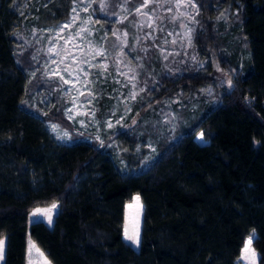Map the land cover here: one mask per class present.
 Instances as JSON below:
<instances>
[{
    "label": "trees",
    "instance_id": "trees-1",
    "mask_svg": "<svg viewBox=\"0 0 264 264\" xmlns=\"http://www.w3.org/2000/svg\"><path fill=\"white\" fill-rule=\"evenodd\" d=\"M73 1L33 0L23 8L24 0H0L2 264L27 263L28 237L50 264H238L252 237L258 264H264V0H193L187 55L194 59L180 51L165 62L156 47L160 34L150 39L149 29L138 25L134 9L143 0L92 3L103 27L126 32L123 49L146 87L132 106L136 125L108 134L122 148L118 156L92 133L76 131L64 113V84L48 74L46 53L33 36L66 22ZM121 8L128 14L115 22ZM245 52L249 57L238 70ZM207 86L216 103L201 99L202 116L191 128L159 136L144 131L141 119L150 106L156 110ZM95 89L100 117L110 100L100 82ZM45 123L67 131L71 144H58ZM197 133L205 145L194 141ZM152 137L157 157L147 163L145 143ZM136 195L143 208L133 249L123 239V223ZM52 204L51 226L30 223L36 207Z\"/></svg>",
    "mask_w": 264,
    "mask_h": 264
},
{
    "label": "rangeland",
    "instance_id": "rangeland-1",
    "mask_svg": "<svg viewBox=\"0 0 264 264\" xmlns=\"http://www.w3.org/2000/svg\"><path fill=\"white\" fill-rule=\"evenodd\" d=\"M32 1L24 0L22 7H27V3ZM94 1L74 0L66 22H61L55 27L38 30L33 36L41 42L46 53L47 60L44 65L48 74L56 76L64 84L63 93L66 102H68L64 113L75 126L76 131L92 133L99 144L107 142L106 147L118 156L122 148L119 146L118 140L113 138L108 141V134L114 132L118 136L127 128L136 125L137 119L132 115V106L146 87L138 84L136 63L123 49L127 43L126 32L114 27L110 29L103 27V22L95 18L92 7ZM192 2L195 3L193 0ZM196 12L197 5L192 7L188 0H150L146 6L145 0H143L142 4L134 9L135 15L139 17L138 25L149 29L146 34L148 38L154 40L157 34H160L156 47L164 62L171 57L175 58L180 51L183 52L184 58L188 57L189 61H193V56L187 55V51L193 41ZM127 14L128 12L121 8L119 13L114 16L115 22L125 19ZM65 25L68 26L65 27ZM110 54L112 55L111 65H109ZM248 57L249 54L245 52L238 70L244 66ZM177 62L183 63L184 60ZM110 66H112V70ZM234 74L237 72L234 71ZM64 80H68V83H64ZM99 82L104 88L103 91H107L106 97L110 100L105 103V109L100 117L96 112L98 100H96L95 89ZM133 94H136L134 99L132 98ZM213 94L214 90L207 86L199 90L198 93L194 92L193 97L184 94L181 97L169 98L158 105L156 110L149 107L148 103L153 97L149 95L145 103L148 104L151 111L146 116L143 115L142 127L145 132L147 129L158 130V134H155L157 136L160 133L169 135L176 127L191 128L195 121L202 116L203 111L199 107L201 99L205 97L204 102L216 103ZM138 117L140 118V116ZM53 125L55 124H44L50 136L60 145H70L69 133L58 125H55L54 130ZM199 135L200 133L195 135L194 141L205 145L206 142L203 139L197 138ZM85 140L90 142V139ZM156 142L157 140L152 137L148 138L145 143L148 150L145 156L148 160L147 163L157 157ZM114 157L113 155L112 158L114 159ZM116 165L120 169L121 175L125 176L128 172L125 162L119 160ZM129 204H133L134 207L125 208L123 228L125 229L127 226L129 235L135 238L137 227L140 235L143 205L140 202L142 207H135L133 199L127 203V205ZM37 208L48 209L51 207H36L33 211ZM33 211L29 215L30 223L42 221L45 225L51 226L53 219L49 224L44 216H32ZM55 213L56 208L52 210V218ZM124 229L123 239H125ZM2 240L4 241V239ZM125 241L133 249H138L139 244L137 245L131 240L125 239ZM32 245L35 244L28 237L26 264H50L41 250L36 245L35 247ZM258 258L256 251L250 245L248 251L242 250L238 264H258Z\"/></svg>",
    "mask_w": 264,
    "mask_h": 264
},
{
    "label": "snow or ice",
    "instance_id": "snow-or-ice-1",
    "mask_svg": "<svg viewBox=\"0 0 264 264\" xmlns=\"http://www.w3.org/2000/svg\"><path fill=\"white\" fill-rule=\"evenodd\" d=\"M150 0H145V6L147 5V3H149ZM188 3L191 4L192 7H195V3L192 2V0H188ZM158 6H162V5H158ZM137 11H139V9H137ZM68 25H65V27H67ZM61 79H63V77H61ZM64 83H68V80H64ZM133 87H135V85H133ZM136 94H133V99L135 98ZM53 129L55 130V125H53ZM66 135V134H65ZM198 139H202L203 138V134L201 133L198 137ZM140 196L136 195L133 197V201L135 202V207L140 208L142 207V205L140 204ZM57 207L56 204H52L51 208L48 209H39L37 208L35 211H33L32 216H44L47 218L48 223L51 224L52 222V217H51V213L52 210L55 209ZM127 208L131 209L134 207L133 204H129L126 206ZM124 233H125V239L126 240H131L133 243L135 244H139V230L138 227L136 229L135 232V238L132 235H129L128 233V228L127 226L124 229ZM252 244V237H249L248 240L245 242V247L243 249V251H248L250 245ZM32 247H35V245H32ZM3 250H4V241L0 240V260L3 259ZM253 255H255V253L253 252Z\"/></svg>",
    "mask_w": 264,
    "mask_h": 264
},
{
    "label": "crops",
    "instance_id": "crops-1",
    "mask_svg": "<svg viewBox=\"0 0 264 264\" xmlns=\"http://www.w3.org/2000/svg\"><path fill=\"white\" fill-rule=\"evenodd\" d=\"M1 240H2V239H1ZM4 244H5V240H4ZM4 248H5V245H4ZM3 255H4V253H3ZM3 260H4V256H3V259L0 261V264L3 263Z\"/></svg>",
    "mask_w": 264,
    "mask_h": 264
}]
</instances>
